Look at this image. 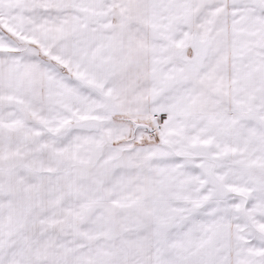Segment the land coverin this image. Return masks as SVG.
I'll return each mask as SVG.
<instances>
[{
  "label": "snow or ice",
  "instance_id": "snow-or-ice-1",
  "mask_svg": "<svg viewBox=\"0 0 264 264\" xmlns=\"http://www.w3.org/2000/svg\"><path fill=\"white\" fill-rule=\"evenodd\" d=\"M0 264H264V0H0Z\"/></svg>",
  "mask_w": 264,
  "mask_h": 264
}]
</instances>
